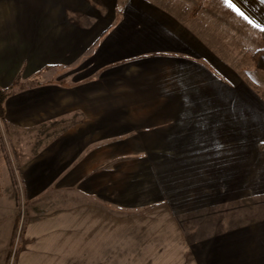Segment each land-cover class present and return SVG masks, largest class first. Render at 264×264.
Wrapping results in <instances>:
<instances>
[{"label": "crops", "instance_id": "crops-1", "mask_svg": "<svg viewBox=\"0 0 264 264\" xmlns=\"http://www.w3.org/2000/svg\"><path fill=\"white\" fill-rule=\"evenodd\" d=\"M243 8L0 0V264H264V5Z\"/></svg>", "mask_w": 264, "mask_h": 264}, {"label": "trees", "instance_id": "trees-1", "mask_svg": "<svg viewBox=\"0 0 264 264\" xmlns=\"http://www.w3.org/2000/svg\"><path fill=\"white\" fill-rule=\"evenodd\" d=\"M262 38L264 41V30L262 31ZM253 59H254V63L256 65V67L260 70H264V47L259 48L258 50H256L253 53ZM9 94L8 89H3L0 88V116H1V120L3 121L4 119V100L6 98V96ZM0 149L4 152V157L7 159V161L10 163V169L12 170V178L15 180V173L13 172V168L11 166V161L9 158V153L5 147V141L3 138V135L0 131ZM16 181V180H15Z\"/></svg>", "mask_w": 264, "mask_h": 264}, {"label": "rangeland", "instance_id": "rangeland-1", "mask_svg": "<svg viewBox=\"0 0 264 264\" xmlns=\"http://www.w3.org/2000/svg\"><path fill=\"white\" fill-rule=\"evenodd\" d=\"M263 47H264V45H263ZM255 70H254L255 72H253L254 74H258L260 76H263L262 78H264V70H257V69H255ZM253 73H251V72H249V71L246 70L243 74H244V76H246V78H248V80H250V78H254L253 75H252ZM20 77H22V74H20ZM19 80H20V78H18L16 81H19ZM3 89H5V88H3ZM6 89H8V91L10 93V88L9 87H6ZM0 125H3L2 124V120H1V116H0ZM23 140H24V138L22 136H19V138L16 139V141L14 143L13 142H11V143H13V146L18 150L19 149L18 144L24 145ZM19 141H21L22 143H20ZM10 149L13 151V148L12 147H10ZM2 161L3 160H0V162H2ZM17 166H18V164H17ZM0 172H5V175L6 176H9V174H8L9 170L7 168L5 169V171H3V169H2ZM13 172L15 173V177L18 178L20 176L19 170L16 167V165H15V168H14V171ZM0 176H4V174H0ZM19 206H20L19 207V212L22 214V212H24L25 207L23 206L22 203ZM5 218L6 217L0 216V221L3 220V219H5ZM6 220H7V218H6Z\"/></svg>", "mask_w": 264, "mask_h": 264}, {"label": "snow or ice", "instance_id": "snow-or-ice-1", "mask_svg": "<svg viewBox=\"0 0 264 264\" xmlns=\"http://www.w3.org/2000/svg\"><path fill=\"white\" fill-rule=\"evenodd\" d=\"M246 2H247V0H227V3H228V5H229L230 8H232L241 17H243L250 24H252L253 23V20L250 19V15L247 14L246 9L243 8V4H245ZM260 3L262 5H264V0H260ZM254 26L257 27V28H261V30H264V27H262V24L261 23H255Z\"/></svg>", "mask_w": 264, "mask_h": 264}]
</instances>
